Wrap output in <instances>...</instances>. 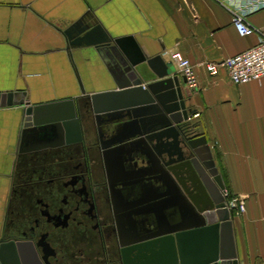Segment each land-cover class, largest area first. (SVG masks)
I'll return each instance as SVG.
<instances>
[{"label": "crops", "instance_id": "1", "mask_svg": "<svg viewBox=\"0 0 264 264\" xmlns=\"http://www.w3.org/2000/svg\"><path fill=\"white\" fill-rule=\"evenodd\" d=\"M247 18L255 32L242 36L218 0H0V92L15 91L17 100L23 92L24 101L41 104L44 120L62 123L70 112L79 116L89 94L115 89L123 79L114 52L72 44L66 35L78 21L101 24L111 38L132 34L150 56L171 60L176 72L169 54L181 51L197 76V86L186 84L189 104L200 112L193 120L199 135L207 137L224 189L246 197V211L232 225L240 264H264V76L237 84L225 67L217 75L204 67L258 43L264 9ZM26 106L0 105V240L9 232L12 195L29 177L32 159L38 169L41 154L64 143L56 127L25 137Z\"/></svg>", "mask_w": 264, "mask_h": 264}, {"label": "water", "instance_id": "2", "mask_svg": "<svg viewBox=\"0 0 264 264\" xmlns=\"http://www.w3.org/2000/svg\"><path fill=\"white\" fill-rule=\"evenodd\" d=\"M65 33L72 44L103 45L114 52L123 80L116 82L113 90L89 94L88 100L96 127L103 114L121 113L125 120L116 124L109 121L108 127L111 133L120 129L125 134L102 148L128 144V153L137 152L143 157L141 167L145 169L140 175L137 198L140 205H149L140 212L143 225L150 223L149 213L158 224L167 210L174 219L169 227L122 243L127 249L124 256L129 261L133 256L137 264H240L233 241L234 215L224 202L225 185L207 137L195 130L196 110L187 97V77L174 71L172 61H166L160 53L150 56L132 34L111 38L101 24L92 27L79 21ZM16 95L15 91H1L0 105L27 104L25 137L52 127L59 129L57 134L61 132L60 143H71L82 136L73 112L69 114L71 119L66 115L62 123L52 118L46 121L39 114L41 104L24 101L23 92L21 100L15 99ZM72 126L75 140L69 135ZM62 128L67 129L66 137ZM145 184L155 194L146 195ZM127 218L132 214L128 213ZM22 246L18 241L1 238L0 264H28L19 259L24 253Z\"/></svg>", "mask_w": 264, "mask_h": 264}, {"label": "flooded vegetation", "instance_id": "3", "mask_svg": "<svg viewBox=\"0 0 264 264\" xmlns=\"http://www.w3.org/2000/svg\"><path fill=\"white\" fill-rule=\"evenodd\" d=\"M78 109L82 136L77 139L72 126L70 139L76 141L48 147L38 169L32 159L29 177L12 195L9 232L1 237L20 242L19 259L28 264H137L124 256L122 243L165 228L142 224L140 212L149 205L137 204L134 189L142 184L143 157L128 153V144L102 148L125 134L108 127L124 115L103 114L96 127L92 103ZM147 217L155 221L152 213Z\"/></svg>", "mask_w": 264, "mask_h": 264}, {"label": "built area", "instance_id": "4", "mask_svg": "<svg viewBox=\"0 0 264 264\" xmlns=\"http://www.w3.org/2000/svg\"><path fill=\"white\" fill-rule=\"evenodd\" d=\"M218 1L230 11L234 27L240 35L254 34L255 28L252 27L247 14L264 9V0ZM169 57L176 64L177 71L187 77L186 83L192 88L197 86L196 72L190 59L184 56L181 51H172ZM221 66L227 69L230 81L233 83L243 84L249 80H260L264 76V34L259 37L257 44L248 47L245 51L234 53L232 56L220 60V62L208 60L204 67L210 74L217 75ZM199 113V111H196L193 118ZM223 195L226 206L232 211L234 216L246 211V197L244 194L233 195L225 188Z\"/></svg>", "mask_w": 264, "mask_h": 264}, {"label": "rangeland", "instance_id": "5", "mask_svg": "<svg viewBox=\"0 0 264 264\" xmlns=\"http://www.w3.org/2000/svg\"><path fill=\"white\" fill-rule=\"evenodd\" d=\"M195 123V122H194ZM195 124H197V123H195ZM197 132H199V134L201 133V131H200V128H199V125H198V127H197V129H195ZM193 131V130H192ZM145 189H144V191H145V193H146V195H149V194H151V193H153L154 194V192L155 191H153L152 190V187L151 186H146V184H145ZM135 190V191H134ZM133 191L134 192H136V195H138V198H140V196H139V188H135ZM138 193V194H137ZM136 199H137V197H136ZM139 202H138V204L140 205V200H138ZM145 201V200H144ZM165 213L164 214H162L161 215V217H160V219L162 220L161 221V223L160 224H158L157 222H155V221H152L151 223H146V224H144V227H146V226H152L153 228L154 227H156V226H158V227H160V226H164V227H169V226H171V223L173 222V217L171 216V211H164ZM163 223V224H162Z\"/></svg>", "mask_w": 264, "mask_h": 264}]
</instances>
